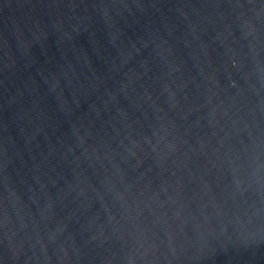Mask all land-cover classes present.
Masks as SVG:
<instances>
[{
  "label": "water",
  "instance_id": "obj_1",
  "mask_svg": "<svg viewBox=\"0 0 264 264\" xmlns=\"http://www.w3.org/2000/svg\"><path fill=\"white\" fill-rule=\"evenodd\" d=\"M0 264H264V0H0Z\"/></svg>",
  "mask_w": 264,
  "mask_h": 264
}]
</instances>
